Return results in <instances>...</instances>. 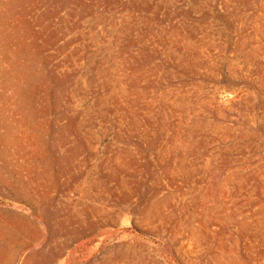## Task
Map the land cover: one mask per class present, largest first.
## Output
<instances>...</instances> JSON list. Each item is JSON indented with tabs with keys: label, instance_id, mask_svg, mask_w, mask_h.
Instances as JSON below:
<instances>
[{
	"label": "rangeland",
	"instance_id": "374dc122",
	"mask_svg": "<svg viewBox=\"0 0 264 264\" xmlns=\"http://www.w3.org/2000/svg\"><path fill=\"white\" fill-rule=\"evenodd\" d=\"M0 264H264V0H0Z\"/></svg>",
	"mask_w": 264,
	"mask_h": 264
}]
</instances>
